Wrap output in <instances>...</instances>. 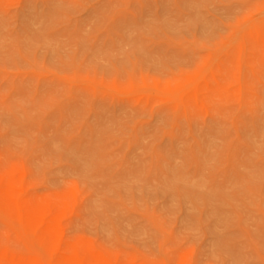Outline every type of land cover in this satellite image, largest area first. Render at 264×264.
Returning a JSON list of instances; mask_svg holds the SVG:
<instances>
[{"label": "rangeland", "instance_id": "1", "mask_svg": "<svg viewBox=\"0 0 264 264\" xmlns=\"http://www.w3.org/2000/svg\"><path fill=\"white\" fill-rule=\"evenodd\" d=\"M0 180L107 264H264V0H0Z\"/></svg>", "mask_w": 264, "mask_h": 264}, {"label": "bare ground", "instance_id": "2", "mask_svg": "<svg viewBox=\"0 0 264 264\" xmlns=\"http://www.w3.org/2000/svg\"><path fill=\"white\" fill-rule=\"evenodd\" d=\"M0 213L29 245L25 258L0 252V264H107L63 239L59 229V206L21 201L7 180H0Z\"/></svg>", "mask_w": 264, "mask_h": 264}]
</instances>
